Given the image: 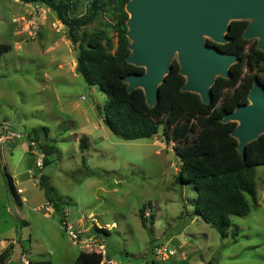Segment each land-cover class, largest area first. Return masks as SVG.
<instances>
[{
  "label": "rangeland",
  "instance_id": "obj_1",
  "mask_svg": "<svg viewBox=\"0 0 264 264\" xmlns=\"http://www.w3.org/2000/svg\"><path fill=\"white\" fill-rule=\"evenodd\" d=\"M249 39L258 46V37ZM0 43L12 47L0 62V136L7 127L21 134L3 142L0 250L4 243L13 249L0 264H26L23 258L73 264L80 250L99 254L101 244L121 264L151 260L162 245L175 249L162 264H264V165L257 166L251 212L233 216L222 238L194 214L196 189L181 182L186 174L163 125L150 138L126 140L104 122L107 95L77 72L79 49L53 11L0 0ZM31 139L56 145L50 164L42 150L31 151ZM42 176L60 211L47 200ZM143 208L148 228L141 223ZM65 224L95 242L75 243Z\"/></svg>",
  "mask_w": 264,
  "mask_h": 264
},
{
  "label": "trees",
  "instance_id": "obj_2",
  "mask_svg": "<svg viewBox=\"0 0 264 264\" xmlns=\"http://www.w3.org/2000/svg\"><path fill=\"white\" fill-rule=\"evenodd\" d=\"M24 3L44 5L53 11L66 28L67 38L78 47L76 70L87 83L97 85L107 95L104 115L108 126L117 136L126 140L150 138L164 126L168 141L181 159L182 183H192L196 189L194 214L211 224L221 235L227 236L233 216H246L251 212L250 199H257V166L264 165V133L247 143L245 151L239 150V140L233 135L237 121H224L227 113L249 103V94L256 78L264 83V51L250 39L243 37L248 20L230 23L227 43H216L228 53L238 54L240 60L230 66L228 77L217 76L212 86L213 101L203 102L200 94L184 90L187 80L181 73L177 60L160 84L159 98L148 103L142 88L130 89L124 80L132 72H143L144 67L127 61L130 39L127 36L129 0H20ZM98 22V26L88 28ZM110 31L114 34L111 35ZM116 37V41L115 38ZM11 45L0 43V61L11 50ZM32 140V139H31ZM82 150L86 147L80 139ZM45 154V164L57 152L49 141L40 143ZM3 160L0 147V161ZM84 163L85 157H83ZM90 175L93 170L88 168ZM42 176L40 186L46 198L60 211L63 206L54 199L52 188ZM140 211L141 223L148 228ZM96 232L110 235L103 226H94ZM152 232L151 229H149ZM8 244L0 252V263L12 254ZM110 259V258H109ZM29 264H53L50 259L30 260ZM74 264L103 263L101 253L81 250Z\"/></svg>",
  "mask_w": 264,
  "mask_h": 264
},
{
  "label": "water",
  "instance_id": "obj_3",
  "mask_svg": "<svg viewBox=\"0 0 264 264\" xmlns=\"http://www.w3.org/2000/svg\"><path fill=\"white\" fill-rule=\"evenodd\" d=\"M126 11L131 41L127 61L145 70L132 72L124 80L130 89L142 88L150 105L159 98L160 84L176 55L187 78L183 89L197 92L205 103L213 101L216 77H228L230 66L240 57L207 39L229 42L233 20H251L244 37H258V48L264 51V0H129ZM100 114L105 116L101 110ZM224 121L238 122L233 135L242 153L247 143L264 133V83L259 78L251 88L249 103L227 113ZM104 122L108 125L106 117Z\"/></svg>",
  "mask_w": 264,
  "mask_h": 264
},
{
  "label": "built area",
  "instance_id": "obj_4",
  "mask_svg": "<svg viewBox=\"0 0 264 264\" xmlns=\"http://www.w3.org/2000/svg\"><path fill=\"white\" fill-rule=\"evenodd\" d=\"M31 24H34V26H35V22H31ZM37 28H39V26L36 25L35 29H37ZM20 137H21V134L19 132L14 131V130L10 129L9 127H7L4 131V134H2L0 136V143L4 142L6 140H15V139L20 138ZM29 144H30L31 151L34 154H42L41 149L39 148V144L35 140H30ZM48 208L52 209V207H48ZM65 226L67 227L66 231L71 235V237L75 243L82 242L84 244L85 243L91 244V243L95 242V240H96L93 235L90 236L89 238L81 239L79 234L73 229L72 225H69V224L66 225L65 224ZM99 249L103 255V263L121 264L120 262H117L113 259L107 258V250H106V247L104 244L99 245ZM174 254H175L174 248H172L168 245L158 246L155 249L153 259H151L150 261L149 260L143 261L140 264H162V261L166 260L169 255H174ZM22 260L26 264H29V261H27L25 258H23ZM128 264H132V263L129 262Z\"/></svg>",
  "mask_w": 264,
  "mask_h": 264
},
{
  "label": "crops",
  "instance_id": "obj_5",
  "mask_svg": "<svg viewBox=\"0 0 264 264\" xmlns=\"http://www.w3.org/2000/svg\"><path fill=\"white\" fill-rule=\"evenodd\" d=\"M18 2H22V1L18 0ZM26 4H27L29 7L32 5L33 8H35V6H36V7L39 6V5L30 4V3H26ZM48 9H49V8H48ZM49 10H50V9H49ZM14 19H15V18H14ZM17 32H19V31H17ZM1 61H2V60H1ZM1 61H0V62H1ZM5 142H6V141H4V143H5ZM4 143H3V142L0 143V144H1V150H2V156H4V145H3ZM11 143H12V141H9V144H10V145H12ZM3 159H4V157H3ZM113 223H115V222H113ZM8 244H9V243H8ZM8 244H7V243H6V244L4 243V247L0 250V252H1L3 249H5V248L7 247ZM80 251H81V250H80ZM80 251H79V252H80ZM78 254H79V253H78ZM11 255H12V254H11ZM76 258H77V257H76ZM107 258L113 259V257H111V256L109 255L108 251H107ZM9 259H10V257L7 259V261H8ZM152 259H153V258H152ZM31 260H33V259H31ZM75 260H76V259H75ZM113 260H114V259H113ZM146 260L148 261L149 259H141L137 264H140L141 262L146 261ZM51 261H52V263L54 264V261H53L52 259H51ZM149 261H150V260H149ZM74 262H75V261H74ZM129 262L132 263V264H134L133 261L131 262L130 260L127 261V264H128ZM29 263H30V262H29ZM73 264H74V263H73Z\"/></svg>",
  "mask_w": 264,
  "mask_h": 264
},
{
  "label": "flooded vegetation",
  "instance_id": "obj_6",
  "mask_svg": "<svg viewBox=\"0 0 264 264\" xmlns=\"http://www.w3.org/2000/svg\"><path fill=\"white\" fill-rule=\"evenodd\" d=\"M248 21H249V20H248ZM249 23H250V21H249ZM249 23H248V24H249ZM244 31H245V30H244ZM243 37H244V33H243ZM247 39H249V38H247Z\"/></svg>",
  "mask_w": 264,
  "mask_h": 264
}]
</instances>
